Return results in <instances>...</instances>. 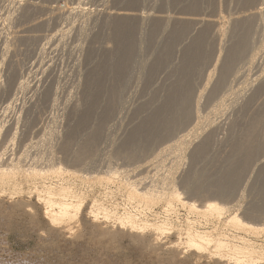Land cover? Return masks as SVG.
<instances>
[{
    "label": "rangeland",
    "instance_id": "obj_1",
    "mask_svg": "<svg viewBox=\"0 0 264 264\" xmlns=\"http://www.w3.org/2000/svg\"><path fill=\"white\" fill-rule=\"evenodd\" d=\"M27 1L30 2L31 0H21L23 3H26ZM35 1H37L39 4ZM131 1L132 2L130 3L126 0H32L31 2L38 5H41L42 3L41 6L43 7L57 6L60 8V10L63 9V11L56 10V15L54 10L51 11L40 9V11H32L28 18H20L22 6H20L19 3L14 1L16 4L15 5L13 0H0V12H2L0 14L3 16H0V29H4H2L3 31L0 30V33L2 32L0 35L4 38L8 35L11 37L14 33H16L17 30L30 25L34 21L42 20L43 17V19L48 18V14L49 18L51 19L49 23L45 24L46 26L44 25L34 29L35 31L33 32L39 34L42 37V39H37L32 42L31 48H33L35 51L25 58L20 56L23 61L22 64L25 62L23 64V76L25 79H28V84L30 83L29 85H31V87L26 88L27 90L24 89V93L23 91L22 93L18 92V94L21 96L18 97V101H16L9 109H7L8 111L4 110L6 106L5 104H7L8 101H4L0 94V124H3L4 127V132L0 137V160L4 163V165L5 163L8 164L13 162L14 164H19L24 168H29L31 166L34 167V164L40 169L45 168V170L49 169V167H52L51 164H54L53 166L55 167H66L69 172L64 173L65 175L56 176V174H51L50 178L47 177L46 179H38V186L41 187L42 183L45 185V187H50L49 184L51 186H55L56 183V185L61 183L72 185V188L76 193H79L80 191V193H84L83 195L87 197L89 195L88 198L85 197L86 199H84L85 203L88 204L89 207L94 203V201L97 200L96 202H100L106 209H110V211L115 212L116 215L123 214L127 209L132 211L133 209H136L139 210V212L141 210L140 205L134 202H129L128 196L125 194V188H123V186H121L120 183L116 181L117 179L115 181H110V183H106L107 185L105 184V186H103L104 184H101L100 186V183L96 181L95 183H93L94 181L89 183V181L85 182L86 180H81L80 177L76 178L72 172L75 171V174H84L89 176L114 175L122 179L123 176L128 175L129 170L131 177L130 179L134 180V178H136L137 180V178L140 177L147 180L143 181L144 183H140V187H150L153 185L154 188H156L158 186L156 189L165 187L166 183L165 186L163 185L166 180L168 181V177L171 176L172 178L174 176L173 178L175 179L176 188L179 192H183L182 195L186 197L185 199L200 203L203 201L205 202L208 197H211V195L201 193L199 191L200 194L192 197L191 193L188 192L184 187V182L187 179L190 180L194 178L193 176L196 169L206 168L209 173H213L216 170V166H214L213 161L209 162L207 160L199 159L193 162L191 159L192 152L195 149V145L201 140V138H196L195 142L185 151V154L182 157L183 159H181L180 162V167L176 170H172L173 173L171 172L170 174L172 169L171 167L173 166L172 161H174L175 156L179 153L177 150H175L177 152L175 153V151H173L174 149H169L166 151L164 150L168 145L174 144L177 140H179L182 135L187 134V132L195 126L197 120L193 121V123H191L187 128L180 130L179 132H175L171 136L160 137L159 139L153 140L147 149L141 150L140 154L137 155L136 158H130L125 155V146L123 140L127 138L129 133L132 131L135 125L134 119L140 115L144 116L146 113L142 112L139 115L137 111L140 110L144 102L148 101L155 93L162 92L164 89L163 87L172 83L179 76V73L175 70L164 71L163 73V71H156V68H154L151 71L148 69V73L139 67L142 61L148 59L151 56V52L153 50L161 46L164 37L160 34H158V36H160L157 44L145 48L144 51L140 53L142 57L138 56L135 60V68L131 69L132 71L128 73L129 79L124 87V90H122L121 104L118 106L114 114L107 117L105 120L106 125L108 124L110 129L101 134L102 136L100 140L95 146H93L90 154L83 162L78 163V165H73V163L70 161V156L67 155L63 149V144L68 138V132L76 129L79 126V117L77 114H75L73 106L77 103L83 106L86 105L92 93L89 88V82L91 79L90 70L96 65L97 61L102 58V49L107 46V44H110L111 46L114 45L108 33L110 30L108 29L109 27L106 26V22L105 25H103V19L98 17L99 11L134 9L135 11L145 13H166L175 17H177V15H200L218 19L221 18V16H227L225 19H228L236 15H242L241 13L250 10V8H254L257 5L259 6V4L260 6L261 4H264V0H256L253 3H249L247 0H209L210 2H208V0H204L200 8L193 9V7L186 8L187 6L178 0ZM136 2H138V4ZM78 5L82 6L79 7ZM75 6H77V11H74L72 15H69V12ZM78 7L82 8L83 10L79 9ZM84 10L85 12L83 14L82 11ZM86 12H88V15ZM7 13L9 14L8 17L10 18L7 17ZM51 13H54V15H51ZM67 13L68 15H66ZM230 13L232 15H230ZM82 17H87V20ZM3 19L5 23L7 22L6 24L2 21ZM10 19H12V21ZM85 20L89 21L86 23ZM260 21L253 25L255 32L250 39L251 42L253 40L254 43H256V46H261L264 44V19H261ZM3 24L4 26H2ZM9 24H11V26ZM144 27L146 31H148L150 24H145ZM211 31L209 32L210 34H207V38L205 39V45L208 48V55H206L207 60L205 61L206 63H201L199 66L200 68L198 75L194 76L196 83L194 84L193 89H195V93H199L203 90L202 86L205 85L206 75L208 76L207 73L213 70L212 68L214 67V63L217 62V58L220 55H223L222 58H220V64L224 62L223 57L226 53V50H223L222 53V49H228L233 43V38L230 34L223 36V39H221V41L223 40L222 43H220L221 41L215 42ZM52 32L58 34L59 38L57 37V40H55L52 45H47L48 40L51 38L50 36L52 35ZM196 33L197 32L193 31L192 35H187L184 39L178 41L173 56L170 58L172 60V64H180L188 58L185 48L192 44L195 38L193 36ZM63 36L64 38H62ZM261 41L263 43H261ZM41 42L44 44H41ZM55 43L57 45H55ZM43 45H47V47L45 48ZM44 49H46L45 51L47 54L45 53ZM251 52L252 50L250 49L249 52L238 61L237 65L239 67L236 66L228 80L223 83V85H221L216 92L209 93L208 90L206 96L201 102V115H204L205 117L208 115L213 121V127H216L215 131L213 132H215V140L218 141H214L213 144L210 145V155L212 157L220 158L221 163L224 162L223 160L225 156L233 151L234 146L241 137V133L239 132L238 128L235 134L232 132V124L236 122L239 123L240 119L244 120V118L240 117L239 115L242 114L239 112V108L245 104V99L242 98V94L244 93L249 96L253 95L254 93L253 89L248 90L245 87L247 86V83L252 78H254L256 74H258L259 70H263L264 68V57H262L263 59H260L259 61V68L250 69V67L247 65V57L251 55ZM40 58L42 61H40ZM139 60L141 61L140 63ZM34 61L36 65L33 63ZM40 62H42V64ZM38 65L40 66L38 67ZM42 68H45V70ZM38 69L39 71H35ZM26 75L29 76L27 77ZM147 77L150 78V80H148ZM218 78L219 71L217 70L214 73L213 83H215ZM32 84H40L39 88L41 90L37 92L36 89L32 88ZM47 88H50L52 93H54L55 101L53 99H51L53 102H51V100L47 102L43 101L41 92L47 90ZM54 90L56 93L53 92ZM240 90H243V92H239ZM229 92L231 94L228 96ZM55 94H57L59 97H56L57 95L55 96ZM223 97L225 99L226 106L228 105L225 108L226 113L224 115L213 113L215 111L214 109L219 104L217 102L221 101ZM13 98L15 99V96H12V99ZM10 101L11 100H9V102ZM54 102L56 103L54 104ZM22 103L25 107L21 105ZM33 103H36L37 109L32 113V115L29 114L28 117H26V109ZM235 103H237L238 106H233ZM258 106H264V92L258 93L253 99V103L249 106V108L247 107L246 110H249L250 113H253V111L256 110L255 108ZM23 107L25 109H23ZM17 115L19 118L21 117L19 126L15 125V122L18 120ZM27 119H31L32 121L35 120L34 124H27L24 126V121ZM36 124L37 126H34ZM9 127H13V129L14 127H18V129H16L17 133L15 134L14 140H12V136L16 131L15 129L11 131L13 134L10 132L9 135H6L7 129ZM210 131H212V128H208L205 132V135H207ZM76 136V140L81 141L86 138L87 134L83 132V130H80ZM144 144L145 143L142 145ZM77 147V142L71 144V149H76ZM263 155L264 153L260 155L259 159L252 161L249 164L248 169L245 170L241 175L240 183L238 184L235 193L232 196L233 199L231 197L223 198L218 196L219 202L225 204V206L227 205V207H232V209H237L236 211H238L239 214H243L242 212L246 209L247 202H252L254 201L253 199H255L254 197L252 198L254 192L252 189V184L256 178V173L259 166L264 163ZM116 172L117 174L115 175ZM71 174H73L74 178ZM152 175H156L155 179ZM63 177H65V180ZM161 177L162 179L159 181V178ZM59 178L61 181H59ZM163 178H165V181ZM67 179L69 180L68 182L72 181L70 182L71 184H68ZM76 179L78 180L76 181ZM154 180H156V182L158 181V183H156ZM151 181L154 182V184H152ZM34 182H30V184L26 183L24 185L25 193L23 192V194H13L12 192L14 191L9 186H6L4 189L0 188V264H226L215 257L212 259L208 255L200 256L196 254L194 250L192 251L188 248L186 250L185 247L184 249H180V251L178 249L179 247L175 245L179 240V236H177L174 231H171L173 233H168L167 236H164L165 239L163 241H165V243H162L165 244L164 246L162 244L155 243L153 245L151 240L152 238L149 234L142 235L140 233H136L135 231L133 232L125 228L122 229L120 228V225L118 226V224L113 223L114 221L111 222L112 219L108 222L105 221L106 219L104 220L103 216H101V219H98V221L94 222L90 220L88 213H90L91 209L89 210V207H86V204L83 206L84 212L82 211V214H80L78 221L79 224L78 222L76 223V219L74 222V229L71 232H58L59 234L63 233L58 235V233L53 231L52 227L46 221L44 208L42 203L38 200V196L36 195L38 191H35L37 184L35 182L34 185ZM44 182L48 184H45ZM75 184L78 185L75 186ZM44 185H42V187ZM30 186H35L33 188L34 190ZM118 186L121 188L119 187L118 189ZM77 187L78 189H76ZM235 195L238 197H235ZM240 195L244 198H241ZM244 199L245 201L243 202L242 200ZM88 202H91L92 204ZM237 203L238 205L240 204L241 207L238 206ZM141 207L143 206L141 205ZM174 207V212L171 211V213H167L164 205L158 204L153 206L152 210H145V214L151 221L163 219L169 216L172 218V222L182 228L186 227L188 221H192L193 223L195 222V225H197L196 227L199 229L201 228L202 230H205L207 228L209 230V228L211 229L212 225L217 222H206V219L200 216L198 213L196 216L194 213L192 215L189 209L180 203H175ZM228 213L229 212H227V214ZM86 220L89 222H85ZM247 220L252 222L254 225L260 224V226H264V217L256 218V220L249 218ZM110 222L111 224H115V228L112 227L113 229H111L110 226L112 225L109 224ZM230 231L231 234H247L248 237L254 240L257 238L256 241L264 245V233H259L258 236H254L249 233H244L243 231H238L235 229L233 230V228L227 229L228 233H230ZM170 241L173 242L171 243ZM174 246L177 248L175 249Z\"/></svg>",
    "mask_w": 264,
    "mask_h": 264
},
{
    "label": "bare ground",
    "instance_id": "obj_2",
    "mask_svg": "<svg viewBox=\"0 0 264 264\" xmlns=\"http://www.w3.org/2000/svg\"><path fill=\"white\" fill-rule=\"evenodd\" d=\"M14 1H16V3H19L20 6H22L20 18L21 17L28 18L31 12L34 10L40 11V9H44V10L46 9L51 11L54 10V12H56V10L58 11L60 10V8L57 6L43 7L41 6L42 3L41 5H38L39 3L37 1L35 2H37L38 4L31 2L32 0L30 2L27 1L26 3L21 2V0H13V3L15 4ZM126 1L130 3L132 2L131 0H126ZM178 1L184 4L185 6H187L186 8L193 7V9H197L201 7L204 0H178ZM255 1L256 0H247V2L249 3L250 2L253 3ZM208 2L210 1L208 0ZM136 3L138 4V2ZM76 9L77 6L72 8V10L69 12V15L70 14L72 15L74 11H77ZM61 10L63 11V9ZM15 12H11V13H15ZM82 12L84 14L85 10ZM86 13L88 15V12ZM98 14H99L98 17L103 19L104 21L103 25H105L106 22V26L109 27L108 29L110 30L108 31V33L114 45L111 46L110 44L109 45L107 44V46H105L102 49V58L99 61H97L96 65L93 66L90 70L91 79L89 82V88L92 91V93L86 105L84 104L85 106H83L77 103L73 106L75 114H77L79 117L78 120L79 126L76 129L68 132L67 141L64 142L63 144V149L66 152V154L70 156V161L73 163V165H78V163L83 162L90 154L93 146H95L100 140L102 136L101 134L110 129V126H108V124L106 125L105 120L107 119V117L113 115L116 109L118 108V106H120L122 90H124V87L128 82L129 79L128 73L132 71L131 69L135 68L134 66L136 63L135 60L137 59L138 56L139 57L141 56L140 53L144 51L145 48L149 46L151 47L154 44L156 45L159 36L163 35L164 40L161 46L153 50L151 52V56L148 59L142 62L139 60V63L141 62L139 67H141L142 70L147 72L148 69L149 71H151L154 68H156V71H160V70L163 71V73L164 71L175 70L176 72L179 73L178 74L179 76L172 83L163 87L164 89L162 92L155 93L148 101L144 102L140 110L137 111L139 115L142 112H146V113L144 114V116L136 115L137 117L134 119L135 125L132 131L129 133V136L123 140L125 146V155L130 158H136L137 155L140 154L141 150L147 149V147L151 144L153 140L159 139L160 137L171 136L173 135V133L179 132L180 130L187 128L191 123H193V121L197 120L195 126L191 128L187 132V134L182 135L180 139L177 140L174 144L168 145L164 151L169 149H174L173 151L177 150L179 153L175 156L174 161H172L173 166L171 167L172 168L170 171L171 174V172L173 173L172 170H176L180 167L181 159H183L182 157L185 154V151L188 149V147H190L195 142L196 138H201L199 143L195 145V149L192 152L191 159L193 160V162L199 159L207 160L209 162L213 161L214 166H216V170L213 173H209L206 168L196 169L193 176L194 178L190 180L187 179L184 182V187L188 192L191 193L192 197L197 196V194H200L199 191L201 193L210 194L211 197L208 198L206 197L207 200L205 202L203 201L200 203H198L197 201H189L188 199L186 200L185 199L186 197L182 195L183 192L182 193L179 192L178 189L176 188L175 179L173 178L174 176L171 178V176L169 175H168L169 176L168 181L166 180V182H164L163 185L165 186L166 183V186L160 189H156L158 188V186L156 188H154L153 185L150 187L148 186L140 187L141 185L140 183H144L143 181H147V180H145V178H140V177H138L137 180L136 178H134V180L130 179L131 177L129 170L127 175L129 177L125 175L123 176L122 179L114 175H108V176H98V175L89 176L84 174L78 175L75 174L76 173L75 171H73L72 173L76 176V178L80 177L81 180L82 179L84 181L86 180L85 182L89 181V183L93 181H94L93 183H95L96 181L100 183V186L101 184L102 185L104 184L103 186H105L106 183L108 182L110 183V181H115L117 179L116 181H118L120 185L123 186V188H125L126 191L125 194H127L129 202L131 203L134 202L140 205L141 208L140 212L139 210L136 209H135L136 211L134 209L133 211L127 209L123 214L116 215L115 212L110 211V209L109 210L106 209L104 205L101 204L100 202H96L97 200L94 201L93 204L91 203L92 201L90 200L91 202L88 203H91L92 205L90 204L91 206L89 207L84 200L88 198L89 195L87 197L83 195L84 193H80V191L79 193L78 192L76 193L72 188L73 187L72 185H67L64 183L62 184L61 182H59L61 183L59 185H56L57 183L56 184L53 183L55 184V186H51L49 184L50 187H45L43 183H42V185H44L43 187L42 185L41 187L38 186L37 184L38 179H46L47 177L50 178L51 174L52 175L56 174V176L65 175L64 173L69 172V170L66 167L64 168L55 167L53 166L54 164H51L52 167H49V169L45 170V168L40 169L36 167L34 164V167L31 166L29 168H24L19 164H14L13 162L8 164L5 163L4 165V163L1 160H0V188L4 189L6 188V186H9L14 191L12 192L13 194L14 193L23 194L25 188L24 185L26 183L30 184V182L35 181L37 184L35 191H38L36 195L38 196V200L42 203V206L44 208L45 211L44 215L46 221L52 227L53 231L57 233L66 232V231L71 232L74 229V225H75L74 222L76 221V219H77L76 223L79 221L80 214H82L81 212L84 209L83 206L84 204H86L87 206L86 205L85 206L89 207L88 208L89 210L91 209L90 213H88V215L90 216V220L94 222L98 221V219H101V216H103L104 220L106 219L105 221L108 222L112 219L111 222L114 221L113 223L118 224V226L120 225L121 226L120 228L122 229L125 228L133 232L135 231L136 233H140L142 235L149 234L152 238L151 240L153 242V245L154 243L155 244L165 243V241H163L165 239L164 236H167L168 233H173L171 231H174L177 234V236H179V240L175 244L177 247H179L178 248L179 250L182 248L184 249L185 247L186 250L187 248L191 249L192 251L194 250V252H196V254L200 256L208 255L212 259L213 257H215L226 264H264V245L256 241L257 238L254 240L248 237L247 234L240 235L237 233L231 234V231L230 233L227 232V229L233 228V230L235 229L238 231H243L244 233H249L254 236H258L259 233L262 234L264 233L263 225L261 226L260 224L254 225L252 222L247 220L249 218L256 220V218L264 217V163L259 166L256 173V178L252 184V189L254 190L252 198L254 197L255 199H253L254 201L252 202L251 201L247 202L246 209L242 212L243 214H239V212L236 211L237 209L235 210L232 209V207H227V205L225 206V204H222L221 202L218 201V196L223 198L231 197L233 199L232 196L235 193L238 184L240 183L241 175L244 173L245 170L248 169L249 164L252 161H254L255 159L256 160L259 159L260 155L264 153V106H258L257 108H255L256 110H254L253 113H250L249 110H246L247 107L249 108V106L253 103V99L256 97V95L258 93L264 92V68L263 70L262 69L259 70L258 74H256L255 77L252 78L245 87L248 90L253 89L254 93L253 95H249V96L244 93L242 94V98L245 99L244 100L245 104H243L239 108L240 109L239 112L242 113L239 115L240 117H243L244 120L240 119L239 123L236 122L232 124L233 127L232 132L235 134L238 128L239 132L241 133V137L234 146L233 151L225 156L223 163L220 162L221 160L220 158L212 157L210 155V145L213 144L214 141H218L215 140L214 138L215 132H213L215 131L216 127H213V123H212L213 121L209 118L208 115L207 117L203 115L204 116L203 117L200 112V107L202 105L201 102L203 98L206 96L208 90L209 93L216 92L219 89V87L228 80L233 70L236 68V66H238L237 65L238 61L241 58H243L249 52L250 49L252 50V52L251 55L247 57L248 58L247 65L250 67V69L259 68V61L260 59H263L262 57H264V44L262 45L259 44L261 46H256V43H254L253 40L251 42L250 39L255 32V29H253V25H255L261 19L262 20L264 19V4H261V6L259 4V6L257 5L256 7L250 8V10L241 13L242 15H236L228 19H225L227 16L226 17L221 16V18L218 19L209 18L207 16L204 17L200 15H192V16L177 15V17H175L166 13L153 14L149 12L145 13V12L135 11L134 9L133 10L124 9L118 11L104 10V11H99ZM48 15H47L48 18L43 19L44 17L43 18L41 17L42 20L38 19L39 21H34L28 26L24 25L25 27H23L20 30H17L16 33H14L11 37H9L8 35L7 37L4 38L3 36L0 35V45H1L0 94L2 99H4V101H8V103L5 104L6 106L4 110L9 109L16 101H18V97L21 96L18 94V92L22 93L24 89L31 87V85H29L30 83L28 84L29 82L28 79H25L23 76V64L25 62L22 64L23 61L22 58H20V56L25 58L35 51L33 48H31L32 42L37 39L38 40L42 39V37L39 34L34 33L33 31H35L34 29L40 26H44L45 24L50 22L51 19L49 18ZM51 15H54V13L53 14L51 13ZM66 15H68V13ZM230 15L232 14L230 13ZM0 16L2 15L0 14ZM8 16L9 14L7 15V17ZM4 19L2 20L3 22ZM85 19L87 20V17ZM10 20L12 21V19ZM88 21H86V23ZM148 23L150 24V27L148 31H146L144 26L145 24ZM9 25L11 26V24ZM2 26H4V24ZM193 31L197 32L193 36L195 38L192 44L185 48V52L186 54H188V58L185 59V61H183L180 64L177 65L172 64V60L170 58L173 56L175 48L177 47L176 44L178 43L179 40L184 39L185 36L192 35ZM210 31L213 34L212 37L215 42L221 41V39H223V36L230 34L231 37L233 38V43L228 49L220 48L222 49L221 51L222 53L223 50H226V53L223 57L224 62L220 64V58H222L223 56L220 55L217 58L218 59L217 62L214 63V67L212 68L213 70L207 73L208 76L206 75L207 79L205 78L206 81V82L204 81L205 85L202 86L203 90L200 87L202 91L199 93H195V89H193L194 88L193 86L196 83V81L194 80V76L198 75L200 68L199 66L201 65V63H206L205 61L207 60L206 55H208L207 54L208 48L205 45L206 43L205 39L207 38V34H210L209 33ZM51 34H52L50 36L51 38L50 40H48L47 45L48 44L52 45L54 41L57 40L58 34L53 32ZM158 34L160 35L158 36ZM62 38H64V36ZM222 41L220 43H222ZM262 41L261 43H263ZM41 44L44 43L41 42ZM47 45H43V46H45L46 48ZM55 45L57 44L55 43ZM45 50L46 49H44V51ZM45 53L47 54L46 51ZM35 61L33 62L34 64ZM40 61H42L41 58ZM40 63L42 64V62ZM39 66L40 65H38V67ZM45 68L42 69L45 70ZM217 70L219 71V78L215 81V83H213L214 73ZM35 71H39V69ZM147 79L150 80V78L148 77ZM39 87L40 84H32V88L36 89L37 92L41 90ZM55 90L53 92H55ZM241 91L243 92V90H240L239 92ZM41 93H42L41 96L43 98V101L47 102L50 101L51 99L54 100V93H52V90L50 88H47V90H44ZM230 94L231 93L229 92L228 96ZM56 95L57 94H55V96ZM12 96H15V99L14 98L12 99ZM56 97L59 96L57 95ZM9 100L11 101L9 102ZM51 102L53 101L51 100ZM55 103L56 102H54V104ZM217 103L219 104L215 109L213 108L215 110L213 113L224 115L226 113L225 108L228 106V105L226 106L225 104L224 97L221 99V101ZM21 105H23V103ZM235 105L238 106L237 103L233 104V106ZM24 107L23 109H25ZM36 109H37L36 103L29 105V107H27L26 109L27 112L26 117H28L29 114L32 115V113ZM35 120L32 121L31 119H27L26 121H24L25 123L24 126L27 124L33 125ZM20 121H21V117L19 118L18 116V120L15 122L16 123L15 125L19 126ZM34 126H37V124ZM208 128H212V131L208 132V134L205 135L206 134L205 132ZM14 129L16 130L18 129V127L16 128L14 127ZM14 129L13 127H9L7 129L6 135H9V133ZM80 130H83V132H85L87 136L84 140L77 141L76 135L79 133ZM3 132H4L3 124L2 125L0 124V137L2 136ZM16 133L17 130L14 132V134L13 132H11V134H13L12 140L15 139ZM75 142L78 143V147L76 149H71V144H74ZM143 143L145 144L142 145ZM175 153L177 152L175 151ZM73 174L71 175L73 176ZM116 174L117 172L115 173V175ZM152 176L155 179L156 175L155 176L152 175ZM65 177H63L64 180ZM68 179L67 182L69 181ZM160 179H162V177L159 178V181ZM164 179L165 178H163V180ZM77 180L78 179H76V181ZM156 180L154 181L156 182ZM59 181H61L60 178ZM70 182H68V184ZM156 183H158V181ZM152 184H154V182H152ZM77 185L75 184V186ZM34 187L31 188L33 189ZM119 187L120 186H118V189ZM76 189H78V187ZM235 197L238 196L235 195ZM240 197L242 198L243 196L240 195ZM242 201L244 202L245 199ZM175 203H180L181 205L187 207L189 211L192 213V215L193 213L195 214V216L199 214L200 216L206 219V222L207 221H210V223L216 221L217 222L214 225H212V228L211 229L209 228V230L207 228L205 230H202L201 228L199 229L198 227H196L197 225H195V222L193 223L192 221H188L186 227L182 228L180 226H177L174 222H172V218H170L169 216L163 219L151 221L147 218V215L145 214V210H152L153 206L158 204L164 205V207L166 208V212L171 213V211L175 209L174 207ZM141 205L143 207H141ZM238 206L241 207L240 204ZM227 212L229 213L227 214ZM85 218H89V217H85ZM85 222H87V220ZM111 222L109 224H111ZM115 224H111L112 225L110 226L111 229H113L112 227L115 228ZM61 234L58 233V235ZM162 245L164 246L165 244ZM177 247H175V249Z\"/></svg>",
    "mask_w": 264,
    "mask_h": 264
}]
</instances>
